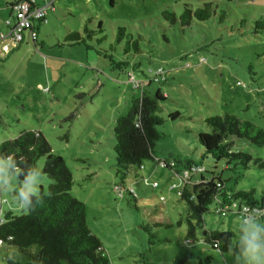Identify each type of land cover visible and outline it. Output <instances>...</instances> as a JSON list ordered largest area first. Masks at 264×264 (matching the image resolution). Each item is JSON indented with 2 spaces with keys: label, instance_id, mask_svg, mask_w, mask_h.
I'll list each match as a JSON object with an SVG mask.
<instances>
[{
  "label": "rangeland",
  "instance_id": "374dc122",
  "mask_svg": "<svg viewBox=\"0 0 264 264\" xmlns=\"http://www.w3.org/2000/svg\"><path fill=\"white\" fill-rule=\"evenodd\" d=\"M12 1L0 0L3 35L4 22L13 14ZM36 2L52 6L38 26L37 46L26 40L13 47L9 38L0 39V143L22 131L45 137L72 174L70 192L84 204L86 225L102 243L108 264H198L207 257L208 264H253L248 245L234 254L233 240L221 252L204 242L202 230L249 236L251 225L256 235L258 227L264 233V169L202 157L197 134L209 131L205 118L223 113L264 129V0H113L112 6L109 0ZM204 3L211 4V16L192 19L188 27L162 16L166 11L178 17L185 4L196 9ZM85 24L93 32L90 37L83 34ZM120 27L123 39L115 43ZM73 31L83 41L64 42ZM132 41L139 52H134ZM3 45L9 46L8 52ZM104 54L127 64L117 68ZM158 68L163 70L162 81L144 86L151 92L159 88L166 96L158 111L163 123L157 130L163 137L154 145L155 160L142 161V168L130 166L122 180L115 167L113 125L143 89H136L128 76L144 83ZM171 112L180 117L171 120ZM229 141L232 151L264 161V145L256 147L233 136ZM174 158L203 167L204 178L212 174L227 187L254 190L260 220L244 223L234 211L217 213L211 205L191 241L186 235V204L178 191L183 184L198 183L200 175L184 178L182 169L175 173L156 163ZM43 163L40 158L38 172L20 184L0 157V214L21 213L14 195L21 188L32 195L40 189L47 192L50 181L41 173ZM117 185L122 196L114 189ZM256 242L264 249V239ZM13 256L16 249L0 243V264Z\"/></svg>",
  "mask_w": 264,
  "mask_h": 264
},
{
  "label": "trees",
  "instance_id": "16d2710c",
  "mask_svg": "<svg viewBox=\"0 0 264 264\" xmlns=\"http://www.w3.org/2000/svg\"><path fill=\"white\" fill-rule=\"evenodd\" d=\"M20 0H15L16 3ZM113 5V0H109ZM211 4L204 3L201 7L191 9L189 5L183 6L182 13L176 17L174 13L162 12L164 19L171 24L178 21L181 27H188L192 19L205 21L211 16ZM35 30L43 23L37 22ZM98 33L102 32L101 22H98ZM83 34L90 37L93 32L83 26ZM37 32V30H36ZM123 28L118 29L115 43L123 39ZM103 37H100V42ZM83 41L78 32H68L64 36V42L76 44ZM126 43H128L126 41ZM36 46V40L32 43ZM134 52H139L136 41H132ZM129 47L124 48L127 53ZM110 62L122 68L126 62H114L110 55L104 54ZM135 69V65H131ZM162 80L156 78L152 73L142 85L136 89H142L138 97L132 96L125 114L118 116L113 125V137L115 140L113 151L116 173L124 179L130 166L142 168V161L155 160V143L163 135L157 127L163 123V118L158 115L161 102L166 99L163 92L156 88L148 91L145 88L151 82L159 83ZM171 120L179 118L178 112L168 114ZM209 128L208 132L197 134L198 143L203 147V155H209L215 162L224 160L226 164L237 163L242 168H247L251 163L258 168L264 169V161L252 157L241 151H232V142L229 137L246 139L250 144L261 147L264 145V129L248 120H241L234 114L223 113L209 116L204 119ZM0 157L7 160L9 168L16 173L20 184H26L32 174L38 172L36 162L44 159L41 173L50 181L47 192L32 195L24 188L15 192L14 195L22 205L21 213L13 214L5 211L0 214V243L14 247L17 256L6 259L5 264H108L104 248L100 240L91 233L85 222V206L71 194L73 177L67 168L65 161L59 155L51 151L45 137L37 131H22L14 139L5 140L0 143ZM156 163L168 168L175 173L190 170L194 165L189 160L163 159ZM200 175L199 182L192 186L183 184L178 191L180 198L186 204L187 237L195 240V229L202 228V217L209 211V206L214 205L221 209L231 202L245 203L246 205H259L254 197V190H236L227 187L219 176L204 178ZM196 174V173H195ZM119 188L122 187L117 185ZM132 196L130 190H125ZM133 197V196H132ZM260 220L258 218L255 221ZM256 241L264 239V233L258 227ZM203 240L212 249L225 252L231 247L234 254L242 252L248 245L249 236H244L240 231L237 237L232 231H206L202 230ZM149 243L152 244L149 240ZM209 258L204 261L198 260V264H208ZM144 264L150 263L146 260Z\"/></svg>",
  "mask_w": 264,
  "mask_h": 264
},
{
  "label": "built area",
  "instance_id": "2783aa9c",
  "mask_svg": "<svg viewBox=\"0 0 264 264\" xmlns=\"http://www.w3.org/2000/svg\"><path fill=\"white\" fill-rule=\"evenodd\" d=\"M13 10V16L4 22L7 32L5 35L0 34V39H10L11 46L15 47L20 43L29 40L33 43L37 38V32L35 30L36 22L45 21L46 9L48 6H37L35 0H20L10 5ZM12 20V21H10ZM2 50L4 52L9 51L8 45H3ZM156 78L162 80L163 70L158 68L153 72ZM131 82L136 87L142 85V82H135L133 75L128 76ZM202 167L191 166L190 170L184 171V178H187L190 174L202 172ZM119 196H122L121 188L114 186ZM234 211L243 217L244 223H250L260 218L262 209L258 205L250 206L245 203L231 202L225 205L221 209H216L217 213H225Z\"/></svg>",
  "mask_w": 264,
  "mask_h": 264
},
{
  "label": "clouds",
  "instance_id": "9594fccd",
  "mask_svg": "<svg viewBox=\"0 0 264 264\" xmlns=\"http://www.w3.org/2000/svg\"><path fill=\"white\" fill-rule=\"evenodd\" d=\"M29 179H31V177ZM26 187L29 191L32 190L28 185H26ZM258 206H260V204ZM250 227L253 230L249 234L250 239L248 241V252L251 256L253 264H261V260L262 258H264V249L260 248L256 242V231L254 229V226L250 225Z\"/></svg>",
  "mask_w": 264,
  "mask_h": 264
},
{
  "label": "crops",
  "instance_id": "0c3cea01",
  "mask_svg": "<svg viewBox=\"0 0 264 264\" xmlns=\"http://www.w3.org/2000/svg\"><path fill=\"white\" fill-rule=\"evenodd\" d=\"M14 1H15V0H13V1L10 3V5H11ZM35 4H36L37 6H39V7H40V6H50V7L52 8L51 3H50V4H46V5H39V4H37V2H36V0H35ZM10 5H9V6H10ZM51 8H50V9H51ZM12 16H13V14H12ZM12 16H11V17H12ZM36 30H37V38H36V46H37L39 28L36 29ZM22 43H23V42H22ZM20 44H21V43H20ZM20 44H19V45H20ZM17 46H18V45H17ZM33 46H34V45H33ZM253 222H256V221H253Z\"/></svg>",
  "mask_w": 264,
  "mask_h": 264
}]
</instances>
